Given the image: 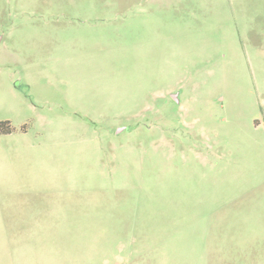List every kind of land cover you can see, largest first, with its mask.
Here are the masks:
<instances>
[{
	"label": "rangeland",
	"instance_id": "rangeland-1",
	"mask_svg": "<svg viewBox=\"0 0 264 264\" xmlns=\"http://www.w3.org/2000/svg\"><path fill=\"white\" fill-rule=\"evenodd\" d=\"M5 121L0 264H264V0H0Z\"/></svg>",
	"mask_w": 264,
	"mask_h": 264
},
{
	"label": "trees",
	"instance_id": "trees-1",
	"mask_svg": "<svg viewBox=\"0 0 264 264\" xmlns=\"http://www.w3.org/2000/svg\"><path fill=\"white\" fill-rule=\"evenodd\" d=\"M24 129V128H23ZM15 131L10 121L0 122V135H9Z\"/></svg>",
	"mask_w": 264,
	"mask_h": 264
},
{
	"label": "crops",
	"instance_id": "crops-1",
	"mask_svg": "<svg viewBox=\"0 0 264 264\" xmlns=\"http://www.w3.org/2000/svg\"><path fill=\"white\" fill-rule=\"evenodd\" d=\"M24 128V129H23ZM126 128H122L121 130H120V132L121 131H123V130H125ZM22 131L24 132V134H27L28 133V129H27V127L26 126H24V127H22ZM13 134V133H12ZM12 134H9V135H5V136H10V135H12Z\"/></svg>",
	"mask_w": 264,
	"mask_h": 264
}]
</instances>
